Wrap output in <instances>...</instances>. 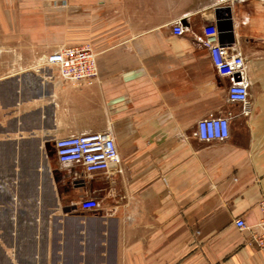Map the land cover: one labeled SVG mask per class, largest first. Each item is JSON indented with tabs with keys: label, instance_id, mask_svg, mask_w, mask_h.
Here are the masks:
<instances>
[{
	"label": "crops",
	"instance_id": "crops-1",
	"mask_svg": "<svg viewBox=\"0 0 264 264\" xmlns=\"http://www.w3.org/2000/svg\"><path fill=\"white\" fill-rule=\"evenodd\" d=\"M219 7L248 113L201 42ZM67 46L91 47L95 78L37 66ZM209 115H229L227 139L194 136ZM107 131L108 172L58 161L56 138ZM261 199L264 0H0V264H264L234 225H254Z\"/></svg>",
	"mask_w": 264,
	"mask_h": 264
},
{
	"label": "built area",
	"instance_id": "built-area-1",
	"mask_svg": "<svg viewBox=\"0 0 264 264\" xmlns=\"http://www.w3.org/2000/svg\"><path fill=\"white\" fill-rule=\"evenodd\" d=\"M173 33L182 34L184 28L176 23ZM202 44L209 50L216 73L230 79L228 100L240 103L248 113L247 97L249 80L245 60L238 50L230 51L217 39L215 24L203 27ZM37 66L51 73L49 79L79 83L95 78L98 74L95 53L89 46L62 47L39 58ZM194 136L203 142L223 141L229 137V115H209L196 123ZM55 154L60 163H78L87 173L108 172L111 164H119L120 157L115 140L107 132L72 134L54 140ZM79 207L84 211H93L99 202L93 198H83ZM260 219L254 225H247L243 218L234 220L241 230L250 231V239L257 248H264V199L259 201Z\"/></svg>",
	"mask_w": 264,
	"mask_h": 264
},
{
	"label": "water",
	"instance_id": "water-1",
	"mask_svg": "<svg viewBox=\"0 0 264 264\" xmlns=\"http://www.w3.org/2000/svg\"><path fill=\"white\" fill-rule=\"evenodd\" d=\"M223 11V9L221 7H219L217 9V15H216V28H217V31L218 32H223L227 29H229L230 31V27L226 29L225 25H224V22L223 19L221 18V15H220V12Z\"/></svg>",
	"mask_w": 264,
	"mask_h": 264
}]
</instances>
